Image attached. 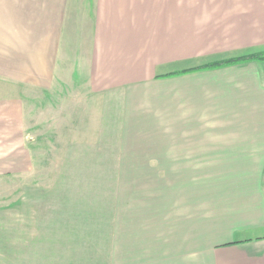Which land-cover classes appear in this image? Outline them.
<instances>
[{"label": "crops", "instance_id": "1", "mask_svg": "<svg viewBox=\"0 0 264 264\" xmlns=\"http://www.w3.org/2000/svg\"><path fill=\"white\" fill-rule=\"evenodd\" d=\"M259 53L264 0H0V179L59 147L0 264H264V60L202 69Z\"/></svg>", "mask_w": 264, "mask_h": 264}, {"label": "rangeland", "instance_id": "2", "mask_svg": "<svg viewBox=\"0 0 264 264\" xmlns=\"http://www.w3.org/2000/svg\"><path fill=\"white\" fill-rule=\"evenodd\" d=\"M77 101H75L76 103ZM53 107L55 110L52 116H44V112H40L39 115H31L30 122L32 126L34 124L38 125L39 131L33 133L35 135L40 134L42 140H40L41 145L45 143L46 146L59 144L57 137L61 135V120L66 118H73L75 120L80 119L78 116H73L75 113L74 106H67L65 110L59 111L62 109V105L59 104L58 101L54 100ZM59 109V110H57ZM63 113L61 116L60 114ZM49 121V123H48ZM69 129V126H68ZM46 155L42 159H35V163L32 167L31 174L27 175L21 179H13L12 177L9 179H0V210L10 208L13 203H19L21 199V203L26 205L27 199L22 194V187L30 184H42L51 187L56 183V178L53 179L52 171H54L55 163L58 159H55L56 154L59 155V147L56 145L54 148H46ZM128 159H136V158H128ZM102 160V159H99ZM102 168H105L104 174L108 175V159H105V162L100 163ZM51 174V179H50ZM122 184L121 186H125L126 174L125 171H122ZM20 193V194H18ZM100 200L97 202H105L108 198V187L103 191H98ZM21 195V196H20ZM18 220V218H16ZM13 227L11 226V213H6V215L0 216V233L14 236L16 233L12 232Z\"/></svg>", "mask_w": 264, "mask_h": 264}, {"label": "trees", "instance_id": "3", "mask_svg": "<svg viewBox=\"0 0 264 264\" xmlns=\"http://www.w3.org/2000/svg\"><path fill=\"white\" fill-rule=\"evenodd\" d=\"M254 59L264 60V53L250 54V55H246V56L229 58V59H225V60H221V61L212 62V63H209V64L202 66V69L221 68V67L230 66V65H234V64L246 62L249 60H254Z\"/></svg>", "mask_w": 264, "mask_h": 264}]
</instances>
